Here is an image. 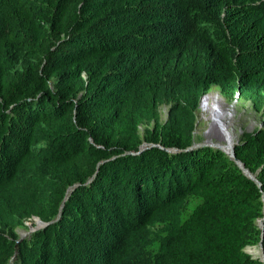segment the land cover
I'll return each mask as SVG.
<instances>
[{
    "label": "trees",
    "instance_id": "16d2710c",
    "mask_svg": "<svg viewBox=\"0 0 264 264\" xmlns=\"http://www.w3.org/2000/svg\"><path fill=\"white\" fill-rule=\"evenodd\" d=\"M213 88L264 115V0H0V264H264V128L256 180L189 150Z\"/></svg>",
    "mask_w": 264,
    "mask_h": 264
},
{
    "label": "rangeland",
    "instance_id": "374dc122",
    "mask_svg": "<svg viewBox=\"0 0 264 264\" xmlns=\"http://www.w3.org/2000/svg\"><path fill=\"white\" fill-rule=\"evenodd\" d=\"M209 95L216 98L215 101L211 103V105H216L217 108L220 109H218V112H220L221 114V119H223L224 122L226 121V127L229 130L228 132H231L230 135L232 136V140L235 143L234 147L238 144L239 139L241 138L243 133H251L258 128H264V115L262 113H257L251 107L250 103L237 101L229 103L216 88H213ZM201 104L197 112V124L194 133L195 144L193 148L198 149L201 147L209 146L219 149L217 147H214L213 145L224 143V136L220 132L219 128L221 127H217L213 122L215 111H213L212 107L208 111H206V108H203ZM160 113L162 120L165 121L167 118L168 107L163 106L160 109ZM143 129L144 128H141V132H143ZM146 148L147 145H144L142 149L144 150ZM26 225L29 227L28 231L23 229L19 230V233L23 238H28L33 232L37 231L38 227H40L39 225H37L35 220L34 224L32 222H27ZM30 230L32 232H30ZM246 252L252 255L254 258L261 259L262 251L259 247H247Z\"/></svg>",
    "mask_w": 264,
    "mask_h": 264
},
{
    "label": "bare ground",
    "instance_id": "6f19581e",
    "mask_svg": "<svg viewBox=\"0 0 264 264\" xmlns=\"http://www.w3.org/2000/svg\"><path fill=\"white\" fill-rule=\"evenodd\" d=\"M215 97L210 96L209 94L206 95L203 99H202V107L206 108V111H208L211 107L213 109V111H215L214 114V120L213 122L216 124L217 127H221L220 132L223 134V138H224V143H217L219 145H213L214 147L220 148L223 151H225L226 153H231L233 151L234 148V142L232 140V136L230 135V133L228 132V128L226 127V121L224 122L223 119H221V114L220 112H218V109L216 105H211L212 102L215 101ZM220 110V109H219ZM222 110V109H221ZM231 131V130H230ZM234 137V136H233ZM236 140V139H235ZM213 142V141H212ZM220 142V141H219ZM210 143V142H209ZM216 143V142H215ZM212 144V143H211ZM209 145V144H208ZM25 235V234H24ZM253 253V252H252ZM262 257V256H261Z\"/></svg>",
    "mask_w": 264,
    "mask_h": 264
},
{
    "label": "water",
    "instance_id": "95a60500",
    "mask_svg": "<svg viewBox=\"0 0 264 264\" xmlns=\"http://www.w3.org/2000/svg\"><path fill=\"white\" fill-rule=\"evenodd\" d=\"M144 146V145H143ZM143 146H142V148H143ZM220 149V148H219ZM143 150V149H142ZM189 150H194V148L193 147H191ZM222 150V149H221ZM170 152H174V151H170ZM225 152V151H224ZM226 153V152H225ZM230 158H232V159H234L235 160V162L239 165V167L243 170V172L249 177V178H251V179H253V180H256L252 175H250V173L245 169V167H244V165L243 164H241V162L236 158V156H235V147L233 148V151L231 152V153H226ZM35 221H36V223H37V225H39L40 227H38V229L37 230H40V229H42V228H44V227H46V226H48L47 224H45L44 222H42L39 218H35ZM261 225L263 226L264 225V219L261 221ZM30 232H32L31 230H30ZM23 239V237L18 241V242H20L21 240ZM260 249H261V251H262V257H261V260L264 262V252H263V243L261 242L260 243Z\"/></svg>",
    "mask_w": 264,
    "mask_h": 264
},
{
    "label": "clouds",
    "instance_id": "9594fccd",
    "mask_svg": "<svg viewBox=\"0 0 264 264\" xmlns=\"http://www.w3.org/2000/svg\"><path fill=\"white\" fill-rule=\"evenodd\" d=\"M34 220H35V218H34Z\"/></svg>",
    "mask_w": 264,
    "mask_h": 264
}]
</instances>
